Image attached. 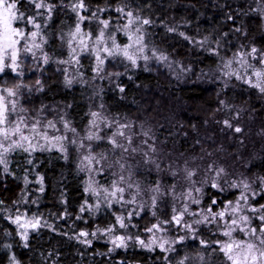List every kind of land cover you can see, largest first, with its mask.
<instances>
[{
	"label": "trees",
	"instance_id": "1",
	"mask_svg": "<svg viewBox=\"0 0 264 264\" xmlns=\"http://www.w3.org/2000/svg\"><path fill=\"white\" fill-rule=\"evenodd\" d=\"M50 2L57 5L51 18L38 20L42 25L45 47L52 57H58L63 53L61 35L75 26L77 18L70 8L61 4V0ZM68 3L69 0H63V4ZM85 3L91 11L97 7H108V11L100 14L102 18L115 20L119 16L114 9L120 0H85ZM125 3L142 18L155 22L144 26L145 43L168 56V61L178 68L177 71L156 73L137 69L128 73V78L119 76L118 84L100 88L85 76L66 86L63 75L59 76V72L51 67L49 75L46 74L41 81L43 90H35V84L31 93L25 89L21 104L31 115L35 112L37 115L43 109L39 114L45 117L59 120L63 116L71 121L80 135H85L90 113L100 110L101 104L111 119L122 123L140 122L143 130L151 129L156 137V146L162 152L161 167L164 171L157 172L154 166L139 163L142 159L139 155L128 159L132 165L131 179L144 189L155 186L157 180L161 182V190H170L173 183H177L179 188L189 186L183 179V172L173 177L168 171L170 163L173 168H183L186 159L191 167L198 168L199 174L194 177L197 181L204 178L209 163L225 168L230 174L226 178L229 180L242 175H264V96L236 80L226 84L209 79L212 71L221 67L224 59L238 50L250 51L251 47L264 50L263 19L250 11L256 7L254 0H125ZM18 8L26 13L35 12L27 0L18 4ZM91 11L82 14L90 16ZM229 16L234 18L230 20ZM90 23H85L88 30L97 29L98 21ZM169 27L177 31L169 32ZM236 28H240V32L235 31ZM179 32L196 41L207 37L208 43L203 47L190 43ZM209 47L216 49L219 55L211 54L207 50ZM181 68L185 71L180 72ZM120 87L124 92L119 91ZM225 119L234 126H240L243 132L237 134L225 128ZM141 139L144 137L139 136L136 144ZM93 144L95 153L103 152L109 156V163L117 158L118 154L107 151L111 146L106 141ZM28 159L33 163L28 164ZM10 160L9 173H4L0 167V201L12 212L17 208L35 211L53 228L43 227L31 237L29 246L24 247L15 227L4 218L12 212L0 214V264H10L13 256L18 264H166L165 253L161 251L150 252L131 246L109 253V247L103 241L95 240L89 247L74 238L81 230L91 233L97 227L103 229L113 225L115 216L106 205H101L99 211L80 213V206L88 198L84 191V174L79 171L73 155L65 158L60 152L51 150L38 151L29 157L17 151L11 154ZM113 171L119 173L120 170L118 167L105 168V173L111 178ZM126 174L127 171L124 172ZM25 175L29 180L27 186ZM37 175L43 177V192L39 191L41 185L36 182ZM238 193L237 189L227 186L221 192L208 184L204 186L201 204L207 208L215 198L218 201L215 211L226 201H234ZM23 200L27 203L23 204ZM261 200L258 204H264V199ZM13 201L19 203L13 204ZM162 202L153 209L158 217L163 216ZM78 215L82 219L77 220ZM143 218L137 222L138 228L143 229L150 220H157L151 214H145ZM207 231L209 229L206 228L200 230L199 235L212 241L214 236ZM212 246L203 249L199 240L187 239L170 255L172 264L185 255L195 257L198 251L205 257L203 264H217L221 254L218 250L213 253L216 247ZM186 264L201 262L190 259Z\"/></svg>",
	"mask_w": 264,
	"mask_h": 264
},
{
	"label": "snow or ice",
	"instance_id": "2",
	"mask_svg": "<svg viewBox=\"0 0 264 264\" xmlns=\"http://www.w3.org/2000/svg\"><path fill=\"white\" fill-rule=\"evenodd\" d=\"M23 3V0H0V73H5L6 70H11L17 77L23 76L21 67L24 60L21 58L22 54H31L32 58L37 59V50L42 51L41 43H37V37H40L43 42V37L40 36L41 23L38 18L50 19L53 9L57 5L50 2V0H27L29 6H34L35 12L26 13L18 8V4ZM255 8H250V11L257 13L264 19V0H254ZM61 4L64 7L70 8L75 13L77 22L74 31L68 35L71 37L67 41L69 51V58L67 60H58L59 64L81 65V60L84 55L94 56L95 62L92 71L96 74L92 77L95 80L105 71L106 61L122 58L129 62L133 68L138 66V60L145 62V70L151 60L163 63L168 61V56L157 52L153 49L151 55L145 54L147 48L146 31L144 26L152 25L155 22L148 18H142L138 13H135L125 3V0H120V4L115 7L114 11L119 14V20H126V23L120 26H113L111 18L104 19L101 13L108 11V7H97L95 11H91L90 7L85 3V0H69L68 4ZM43 10V11H41ZM91 11L90 16L82 13ZM46 13V16H45ZM234 17L229 16L228 19ZM98 21L101 27L98 34L93 36L91 30L85 32L82 29V24L85 21ZM22 22L24 27L14 26V23ZM31 25L35 31H29L28 26ZM112 29L111 31H108ZM169 32H176L177 29L169 27ZM235 31L240 32V28ZM117 33H123L127 36L128 43L121 44L118 42ZM185 40L190 43H198L201 47L208 43V38L205 37L202 41H196L195 38L187 36L184 32L178 33ZM227 35V33H225ZM78 40L80 51L77 52V45L74 41ZM63 39V37H61ZM219 45V41H217ZM211 54L219 55L216 49H207ZM103 53L104 55H101ZM43 63H49L50 57L47 53L43 54ZM238 65L233 68V63ZM255 62V63H253ZM257 65H260L259 67ZM172 67L171 64L168 65ZM127 67V66H126ZM222 75L228 79L235 78L238 81L248 85L250 88L256 89L262 96H264V50H259L256 47H251L250 51L238 50L233 59L228 60L223 64ZM65 72V85L70 86L75 77L69 78L67 75L68 69H63ZM185 69H180L184 72ZM190 71V69H188ZM109 77H119L122 73H107ZM179 78V74H178ZM227 84V81H226ZM37 86L35 90L42 91L43 86L41 81H35ZM27 89L29 93L33 88L16 82L11 87L7 86V82L0 83V167L4 173H9V164L11 163L10 156L12 153L22 151L31 157L32 153L36 151H51L55 149L60 152L65 158L70 147H75L77 152L81 155L80 163L77 165L79 171L87 172L89 179L85 182V193L99 198L101 192L103 195V202L109 209H112L114 204L120 205L122 208L125 205L137 204V197L141 195V188L138 183H134L131 179L133 173L131 171L132 165L128 163L129 158H135L137 155L142 159L139 163L146 166H154L157 172H162L164 169L162 165V152L156 146V137L151 129L143 130L136 133L133 130V125L130 123H122L119 120L112 119L103 115L102 112L92 111L90 113L91 120L87 127L86 134L81 136L78 130L72 125L71 121L66 120L63 116L60 117L62 129L58 127L54 120H44L40 117L39 112L35 117L28 114V109L21 104L23 98V91ZM120 92H124V88H119ZM223 104L224 102L221 101ZM103 109L104 105L101 104ZM40 111H43L41 109ZM99 121V123H98ZM103 124V129L101 128ZM225 128L231 129L234 133H242L243 129L240 126H234L233 123L225 119L223 121ZM114 129V130H113ZM106 130V131H104ZM103 131V135L100 132ZM139 136H143L139 144L136 140ZM87 141V143H85ZM106 141L111 147L107 149L117 158L109 163V156L102 153H95L93 142ZM242 143V141H241ZM207 155H211L208 153ZM203 158V157H202ZM28 164H32L31 159L27 160ZM99 165V167H97ZM119 168V173L112 172L113 177L108 187L99 185L98 181L94 179L96 175H104L105 168L113 169ZM27 172V170H25ZM128 172V178H125L124 172ZM168 171L173 177H177L183 172V179L188 182L186 191L181 193L176 192L177 183L171 185L170 190H161V182L157 180L155 186H151L148 192L151 193V208L157 209L159 202L166 195H171L173 200H183L184 203L178 208L175 203L172 204L170 219L161 220L157 216L155 210L152 211V216L157 218V222L151 224V227H146L145 231L151 234V237L145 241L139 236L135 237V242L148 251H153L159 248L162 253H173L176 248L173 245L182 244L186 239L199 240L201 248L207 249L211 245H216L213 248V253L217 250L223 253L227 264H264V204L253 203L257 196L264 195V175L252 177L241 176L239 179L232 177L231 180L226 179L230 174L223 167L216 166L215 163H209L204 172V178L200 181L194 179L199 174L197 167H191L189 160H184L183 168H173L172 163L168 166ZM37 183H39V191L43 192V177L37 175ZM25 186L29 183L28 176L24 177ZM199 184V186H197ZM210 186L218 191H225V186L231 189H237L239 195L234 201L228 200L225 202L223 208L219 211H214V207H218V201L213 198L206 209L200 211H193L191 205H200L202 203V195L204 186ZM257 184L261 188V192H256L252 185ZM134 189L130 193L131 198L125 199L126 191ZM195 193V195H194ZM250 193V194H249ZM27 203V201H24ZM19 201H13V204H18ZM35 203V201H33ZM101 201L98 199L97 203L89 205L85 200L84 204L80 206V213L86 210L89 212L99 211ZM146 205L139 204L140 210H144ZM11 213V208H5L4 202L0 201V214ZM115 224L107 228H99L91 233L86 230H81L74 238L86 246H91L92 238H98L97 233L109 236V242L113 247L108 249V252H113L116 248L127 247L128 240L131 236L113 235L119 229H128L136 227L132 224L133 216H140V211H129L127 218L121 213L116 214ZM186 217H191L187 220ZM199 217V218H197ZM10 223L16 225L17 233L20 239L25 241L24 247H28L29 230L37 231L41 227L53 228V225L46 221L42 223V217L33 214L31 217L27 212L21 213L19 208L16 209L14 215H6ZM63 218V217H61ZM77 220L82 219L81 216L76 217ZM127 219V222H126ZM258 222V223H256ZM201 225H216L217 232L220 236L227 237V240H205L199 235ZM174 227L178 232L184 231L185 235H179L176 239H169L167 235L157 236L156 233L166 234L170 228ZM239 233V236L234 235ZM11 233H5L10 235ZM190 234V236L188 235ZM83 237V239H81ZM10 247V245H6ZM198 260L203 264L205 257L201 252H197L195 257L185 255L182 259L175 262V264H186L188 260ZM13 264H18L15 256L11 257ZM166 264H172V258L169 255L164 256Z\"/></svg>",
	"mask_w": 264,
	"mask_h": 264
},
{
	"label": "rangeland",
	"instance_id": "3",
	"mask_svg": "<svg viewBox=\"0 0 264 264\" xmlns=\"http://www.w3.org/2000/svg\"><path fill=\"white\" fill-rule=\"evenodd\" d=\"M104 19H109V18H104ZM39 21L40 20H38V22ZM111 21H112L113 26H120V25H123L124 23H126V20H119L118 17L115 20H112V18H111ZM115 21H118V22H115ZM85 23H90V22L86 20L82 24V29L85 32H87L89 30H88V27H86ZM263 23H264V19H263ZM91 24H92V22L89 25H91ZM14 26L24 27L22 22H16V23H14ZM100 27H101V25H98L97 29H93L92 28L91 31L93 32V36L98 34V31H99ZM74 29H75V26L73 28L67 30L66 32H64L61 35V37H63V39H61L62 40L61 41L62 42L61 43L62 44L61 48H62V51H63V53H62L63 55L61 54L62 56L60 55L58 57H56V56L52 57L50 55L49 49L45 47V42L46 41H45V38L43 36L42 27H41L40 36L43 37V42H41L39 36L37 37L36 42L37 43H41L42 51L41 50H37V59L34 60L32 58V56H31V54H22L21 58L24 60V63L22 65V67H21V71L23 72V76L17 77L9 69V70H6L5 73H0V83H3V82L6 81L7 82V86L11 87L12 84H14V83L19 81V82H22L23 84H26V85H28V86L33 88V86L35 84V81L37 79L42 81L46 77V74L49 75V73H50L49 69L51 67H53L56 72H59V76L63 75V79H65V72L63 71V69L67 68L68 69L67 75L69 76V78L75 77V79H77L78 77H82V76L84 77L85 76L86 78L90 79V81L94 84V86H96V87L100 86V88L101 87L106 88L104 85H108V84L111 85L113 83L116 85L119 82L118 81L119 77H116V76L109 77L107 75V73L119 72V73H122V75H120V77L122 76L124 78H128L129 77V76H127L128 73H130L132 71H135L137 69H145V62L143 60H138V66L133 68V67H131L129 65L128 61L123 60L120 57H117L115 59H110V60L106 61L105 71L100 74V76L104 77L103 79H101L100 77H97L95 80H93L92 77L94 75H96L92 71V68H93V65H94V62H95V57L94 56L84 55L82 57V60H81V65H77V66L57 63L58 60H62V59L63 60H67L69 58L70 49L68 47L67 41L69 39H71V37L68 34L70 32H72V31H74ZM27 30L35 31V29L31 25H30V27ZM111 30L112 29H109L108 31H111ZM117 39H118V42L121 43V44H125V43L129 42L128 39H127V36H125L123 33H117ZM78 40H79V37H77V41H74V44L77 45V52L80 51V48L78 46ZM152 50H153V48H151L150 46L147 45V48L145 50V54L151 55V51ZM44 53H47L48 56L50 57L49 63H47V64L43 63L42 57H43ZM101 55H104V54L101 53ZM233 57H234V54H232L229 57H226V59H224L223 63L221 64V67H219L218 69H214L212 71V75H211V77H209L211 82H216V83L224 82L225 83L227 81V83H228L229 81L236 80L234 77L231 78V79H228L227 77H224L222 75V71H226L227 70V69H223V64L225 62H227L228 60L233 59ZM253 63H255V62H253ZM169 64H171L169 61L160 63V62H157L155 60H151L148 63V65H147V71L156 72V73L165 72V71L167 73L168 72L173 73V72L177 71L178 68L176 66L171 64L172 67H169L168 66ZM257 66L259 67L260 65H257ZM232 67L233 68H237L238 65L234 62ZM236 81H238V80H236ZM238 82H241V81H238ZM22 91H23V98H22L21 102L24 101L25 89L22 90ZM92 111H96V110H92ZM97 111L102 112L103 115L107 116L109 118V121L112 120L109 117L108 114L106 115V112L103 111V109L100 108V110L97 109ZM29 112L30 111L28 110V114L31 115ZM40 113H42V112H40ZM35 115H36V112H35V114H32L31 116L35 117ZM42 116L43 115H40V117L42 119H44V120H54V119H51V118H48V117H45V116L42 117ZM91 119L92 118L90 117V120ZM54 121H56L58 127H60L62 129V124L60 123V119L59 120H54ZM98 123H99V121H98ZM127 123H130V124L133 125V130L136 133H140L142 131V124L139 125L140 122L139 123H135V122H131L130 121V122H127ZM236 126H238V125H236ZM101 128L103 129V124H101ZM86 131H87V129H86ZM104 131H106V130H104ZM85 134H86V132H85ZM100 134L103 135V131H101ZM81 136H83V135H81ZM85 143H87V141ZM53 150H55V149H53ZM36 152H38V151H36ZM82 154H84V150H81V152L78 153L75 147H70L67 156H70V155L72 156L73 155L76 158L77 164H79ZM97 167H99V165H97ZM82 173L84 174V188H85V186H86L85 182L89 179V174L87 172H82ZM125 178L126 179L128 178V174L125 175ZM237 178L239 179V176ZM94 179L96 181H98L99 185H103L104 187H108L110 185L112 179H114V177L111 178L107 173H104V175H96L94 177ZM116 179H118V177H116ZM187 187H188L187 185H184L182 188L177 187L176 188V192L179 194V193H181L183 191H186ZM140 188H141V195L137 197V204H135V205H133V204L125 205L123 208L120 205L114 204L113 207L115 206V208L112 207V210L116 214H121L122 213L126 218H127V213L129 211H140V216H138V217L137 216H133L132 217L131 223L135 224V225L137 224V222H139L140 220L144 219L143 216L145 214H148V215L151 214L152 215V210H153L151 208V200H150L151 193L148 192L149 188H146L147 190L142 188V187H140ZM252 188L256 192H261L262 191L260 186L257 185V184H253ZM164 190H162V191H164ZM133 191H134V189H130V190L126 191L125 199H130L131 198L130 193L133 192ZM85 194H86V197L88 198V204L89 205H93L94 206L97 203L98 199L101 201V205H106L103 202V195L104 194L102 192H101V196L99 198L91 195L90 193H85ZM194 195H195V193H194ZM238 195H239V193H238ZM24 198L26 199L27 196H25ZM261 198L264 199V195L257 196L255 201H253V203H256L258 205V203H260V201L262 202ZM166 199L168 200L167 202L165 201ZM24 201H26V200H23V202H22L23 204H25ZM160 202H162V203H160V205H162V209H163V212H162L163 216L159 217V219H161V220L170 219V217H171V208H172V204L173 203H175L178 208L184 203L183 200H175L174 201L171 195L164 196L163 199ZM140 203H144L146 205V207L142 211L139 208V204ZM224 204L221 205L215 211H219L221 208H223ZM191 209L193 211H197L198 212L201 209H206V208H203L202 204H200V205H191ZM19 210H20L21 213L27 212V215L29 217H31L33 214H36L35 211L29 210L28 208H20ZM15 211L16 210H14L11 213V215H14ZM197 218H199V217H197ZM186 219L187 220H191L192 218L191 217H186ZM43 222H44V220H42V223ZM126 222H127V219H126ZM156 222H157V220H155L153 222L150 220V222H148L147 225L142 227L143 229L138 228L137 226L136 227H131L130 226L128 229H119V227L117 225L116 226L117 227V231L115 233H113V235H126V236H131L132 237V239L128 240V242H127L128 246L125 247L124 249L129 248L131 246H134V247L137 246V247H140V248H142L144 250H147V249L141 247L138 243L135 242V237L139 236L141 239H144L145 241H147L151 237V234L147 233L145 231V229H146V227H151V224L156 223ZM256 223H258V222H256ZM48 224H50V223H48ZM12 225L16 229V225H14V224H12ZM42 228L43 227L39 228V230H37V231L29 230V240L31 239V237L33 235L39 233ZM205 228L209 229V231H207V232L210 234V236H214L213 240H218V239L219 240H227L228 239L227 237H223V236H220L218 234L217 229H216V225H206V226L205 225H201L200 226V230H203ZM16 232H17V229H16ZM156 235L158 237L161 236V235H167V237L169 239H176V238H178L179 235H185V232L184 231H179L178 232L174 227H172V228H170V230L166 234H164V233H156ZM188 235L190 236V234H188ZM234 235L239 236L240 234L239 233H235ZM18 236H19V234H18ZM97 237L98 238H92L91 235H90L88 238L92 239V242L95 241V240L96 241H103V243H106L109 248L113 247L112 244L109 242V236L97 233ZM19 238H20V236H19ZM100 238H102V240ZM189 239H191V238H189ZM29 240L27 241V243L29 242ZM21 243L24 246L25 241L21 240ZM173 246L177 249V245H173ZM213 247H216V245L213 244V246L211 248H213ZM116 249H119V248H116ZM153 251H160V250H159V248H155ZM153 251H150V252H153ZM171 254H174V252L173 253H165V255H169V256ZM220 254H221V256H220V259L217 261V264H227L223 253H220ZM10 264H13L11 258H10Z\"/></svg>",
	"mask_w": 264,
	"mask_h": 264
}]
</instances>
